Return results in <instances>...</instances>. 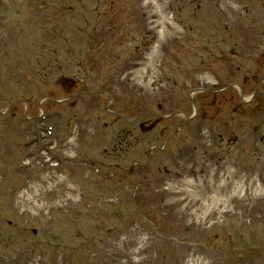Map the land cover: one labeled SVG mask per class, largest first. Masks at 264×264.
I'll use <instances>...</instances> for the list:
<instances>
[{"label":"rangeland","instance_id":"obj_1","mask_svg":"<svg viewBox=\"0 0 264 264\" xmlns=\"http://www.w3.org/2000/svg\"><path fill=\"white\" fill-rule=\"evenodd\" d=\"M117 1L119 2L121 0ZM174 1L175 5H173L172 9L175 12L176 19L172 24L168 21V15H164L166 10L164 12L159 10V7L163 4V0H123L126 35L132 34V40L127 41V45L135 47L137 43L141 42V32L146 31L149 35L147 41L146 39L143 41L145 44L150 41L151 46L148 50H150L153 46H157L156 53L152 54L154 64L148 65L147 59L141 55L137 61H135L136 58H134L133 62L129 60L132 94L145 93L146 95L148 93L154 98H158L162 91L171 92V94L175 97H172L174 102L170 101L168 105L162 104L160 110H158L153 103L148 105L149 113L167 116L169 114H174L175 112L179 113L180 110L189 113L191 110V103L187 105L184 100L192 91L193 93L199 91V94L194 93L191 98V100H194L195 97L197 102L198 117L196 121L191 120L190 124L182 127V132L190 136L185 142V145L190 148L188 141L192 138H196V133L198 131L197 127L198 125H201V123L203 124L202 130H208L209 133H214L221 132V130L224 129H235L237 125L235 119H239L237 117L241 114L245 116V122L243 124L249 126L250 123L254 121L255 118L252 117V114L249 111L243 114L241 107H248L250 105L248 109L250 110L252 108L258 109L261 106L260 103L259 105L256 104L258 102L257 95L255 101L252 96L256 94L259 89V87L256 86V79L258 77H262L259 81H263L264 79V69L260 64L258 72V68H256L255 63L252 62L251 59V57L255 58L258 55L257 50H259V48H254L249 52L244 51L250 37L256 38V40L252 43L253 47L255 46L257 40L262 39L264 41V0H204L205 2L201 0L205 3V6L202 8L201 12L197 13L191 11V8L195 5H192L188 0ZM240 16H243L244 18L242 26L243 32L236 35L233 33L231 34L234 47L235 49H238L237 52L231 53L235 56L224 53V51L220 50L217 46L218 48L216 47V51L210 48L209 50H211V55L205 57L208 50L206 47L210 45L207 41H214L220 38L213 36L215 33L213 28H216L217 24H219L221 33H224L223 28H226V26L230 27L233 32H235L234 27ZM252 16L254 18H252ZM254 21L258 24L252 25ZM176 22L179 24L177 25ZM143 26H145L146 29L143 28ZM156 30H159L158 33L155 32ZM175 32L179 33V37L175 38ZM229 33L231 32H226L223 37ZM259 33L262 37H258ZM53 34L56 33L53 32L51 34L44 35L47 39H55ZM170 34H172V36L169 38ZM183 36L186 39H190L189 42L192 44V48H190V45L187 46V48L185 46H181L183 50L175 52L176 46L180 43L179 39H184ZM29 42L30 38H24L18 43L20 48L14 52L8 49L6 53H2L0 55V87L6 88L9 94H17L21 96L27 95V98L29 99L26 106L17 104L10 106L12 109H10V112L7 111V120H0V132L6 137H9L5 134H8L10 131H14V135L17 136L19 131L40 129L41 127L37 125L36 121L41 111L42 113L45 111L46 114L50 113L48 114L50 116L46 121V125L53 127L54 130H65V118H67V114H65L64 106L60 108L62 105L49 101L61 98L63 93L55 90L53 87L49 90L46 89V91L43 92L42 87L37 81H33L30 77L20 78L19 76L21 73H26V63L23 57L29 56L28 52L24 51V47ZM167 47L171 48L169 51L170 53H163ZM128 50L133 49L128 48ZM5 59V64H10V68L7 70L1 68ZM157 61L158 65L155 63ZM234 61L238 63L237 66H234ZM15 64L18 66L17 68L14 67ZM244 69L248 72V77L241 74ZM17 70H20L19 74ZM116 71L119 72V69ZM114 74L117 76V73ZM129 78V75L125 76V79ZM253 79H255V81L251 82ZM245 80L248 83H244ZM108 83L111 84L112 80ZM239 83L244 84V87L237 86ZM104 86L107 85L104 84ZM104 86H102V88ZM112 86H114V82L108 87ZM236 87L240 88L241 92L238 93V88ZM261 90H264L263 84L261 86ZM210 91L214 94H209ZM240 93L242 97H240ZM43 96L47 98H44ZM243 101H248V103L243 104ZM39 106L41 111L38 108ZM1 108H6V106L1 105L0 103V109ZM12 112H15L14 118L9 117V114ZM21 118H25L27 120L26 123H23L24 125L19 123ZM172 118L177 119V117H171V119ZM174 119L170 121L164 118V122H162L159 126L157 125V132L160 137H162L167 128H172V131L176 130L177 125H175L176 121ZM179 121L183 122L180 118ZM165 122L170 123L167 124ZM80 129L82 130V128ZM84 139L86 141L87 137L85 136ZM180 145L182 146L183 143ZM181 150L182 148L175 151L180 152ZM71 151L73 150L70 148V152ZM202 151L201 147H199V150L194 153L202 154ZM100 153L101 150L99 155ZM187 153L192 156L190 151ZM16 155L17 153H12L13 157H16ZM155 160L162 168L165 167L170 170L174 169L173 162L169 161L166 154L164 155L163 161L161 159ZM193 163L194 161L190 162L188 167H191ZM74 168L78 170V167L74 166ZM77 170L73 171L77 172ZM137 172L141 174L140 167L137 169ZM246 176L251 178L249 173H247ZM12 181L15 182V180L11 178L8 185L5 184L6 180L1 181L4 183L3 187L0 188L2 195L5 194L7 197V190H10L9 185L11 186ZM62 187L63 185L61 188ZM77 187L79 188V184H74L75 190H77ZM75 194L76 192L73 193V195ZM259 196L261 199L257 204L260 205L258 206L256 204L255 206L262 209V214H255V216H252V221H250V223H252L253 230L246 233L241 232V237L239 239L237 234L234 235V233L228 232L226 235L224 234L225 237H228L230 234L231 237H233V243L229 248L226 247V241H224L225 238L222 235L217 237L218 240L217 238L215 240L213 235H210V238H208L207 241L202 239L196 240L195 248L198 247L202 250L209 262H207L208 264H233L235 258L236 261L238 260L240 262L238 249L243 250V253H246L247 255V257H245L243 256V253H241L243 264H247L250 259H253L251 262L262 264L261 260L259 261L254 259L258 256L257 252L261 251V249L264 254V193H260ZM63 200H48L44 204V207L56 208L55 206L63 204L62 209L69 210L70 205L72 204L75 210H81L80 201ZM32 204L34 203H28V205ZM9 207H11V200L9 201ZM129 210L130 208L125 209V211ZM207 212L209 211L207 210ZM138 214L144 215L145 213L140 212ZM136 215L137 214H135V216ZM8 217L12 219L14 218L10 215ZM0 219L2 220L1 216ZM133 219V221H129L128 225L131 228H135V230H129L132 233L125 234V239H122L121 236L119 239L115 240L112 238H103L100 241L102 243L101 247L103 248L101 249L103 253L102 257H105L103 264H116L123 251L128 250V245H133L134 239L137 238L138 235L141 236L138 230L144 228L145 224L144 222L139 223V220H136L135 218ZM57 220L58 223L53 224L54 231L57 235L54 242L59 246L55 250L46 249V247L38 248L40 253L37 254H40V260H43L39 261L38 264L50 263L48 261L51 256V252H53L52 255L57 259L55 260L56 264H65L69 259L67 254L62 255V245H72L78 241H82L78 239L82 236L81 227L86 237H89L91 233V231L86 228V223H81L82 221L80 218L73 220V224H69L67 222V218L58 217ZM257 220H259V222ZM30 221H36L38 224L36 217L28 219V222ZM134 222H138V225L133 226L132 223ZM26 228L28 231L31 230V228H36L35 230H37L40 228V225H31L28 223ZM37 231H39L38 237H41L43 235L42 231ZM187 240L191 243L193 242V239ZM81 244L82 242L80 245ZM202 246H206L210 248V250L203 249ZM217 246L222 248L223 251L221 249H217ZM247 247H250V249L245 251V248ZM163 248L166 247L163 246ZM230 248L231 250H229ZM3 249L4 247L0 246V251ZM189 249L190 246L187 245L186 250L178 252L177 255L172 253L159 254L157 260L162 257L165 263L161 260L160 261L163 264H187L188 258L191 255V251H189ZM127 252H130V250ZM171 256L174 257V261L168 260ZM262 259H264V256H262ZM5 262L9 264L7 261ZM32 262V260H28L25 261L24 264H32ZM81 262L82 258L80 257V260L74 264H81ZM82 264H85V262L83 261Z\"/></svg>","mask_w":264,"mask_h":264}]
</instances>
